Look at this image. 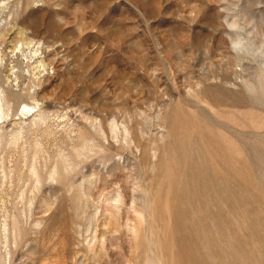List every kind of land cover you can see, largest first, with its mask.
<instances>
[{
	"label": "rangeland",
	"instance_id": "374dc122",
	"mask_svg": "<svg viewBox=\"0 0 264 264\" xmlns=\"http://www.w3.org/2000/svg\"><path fill=\"white\" fill-rule=\"evenodd\" d=\"M0 264H264V0H0Z\"/></svg>",
	"mask_w": 264,
	"mask_h": 264
}]
</instances>
